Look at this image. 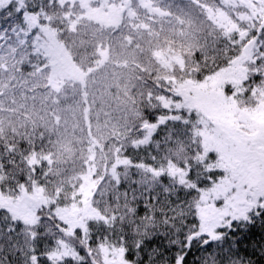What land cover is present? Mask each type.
<instances>
[{
    "label": "snow or ice",
    "instance_id": "snow-or-ice-1",
    "mask_svg": "<svg viewBox=\"0 0 264 264\" xmlns=\"http://www.w3.org/2000/svg\"><path fill=\"white\" fill-rule=\"evenodd\" d=\"M0 264H264V0H0Z\"/></svg>",
    "mask_w": 264,
    "mask_h": 264
}]
</instances>
